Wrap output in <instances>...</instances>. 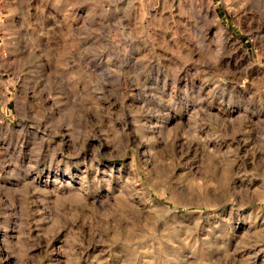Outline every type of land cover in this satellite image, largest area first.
<instances>
[{
    "label": "rangeland",
    "instance_id": "obj_1",
    "mask_svg": "<svg viewBox=\"0 0 264 264\" xmlns=\"http://www.w3.org/2000/svg\"><path fill=\"white\" fill-rule=\"evenodd\" d=\"M0 264H264V0H0Z\"/></svg>",
    "mask_w": 264,
    "mask_h": 264
}]
</instances>
